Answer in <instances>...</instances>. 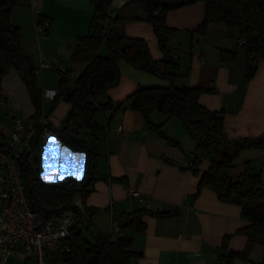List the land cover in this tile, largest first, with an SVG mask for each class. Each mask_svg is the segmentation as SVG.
<instances>
[{
    "label": "crops",
    "instance_id": "1",
    "mask_svg": "<svg viewBox=\"0 0 264 264\" xmlns=\"http://www.w3.org/2000/svg\"><path fill=\"white\" fill-rule=\"evenodd\" d=\"M127 1L112 0L109 12L117 13ZM38 3L37 17L33 14L30 0H19L11 12L12 23L22 33L23 50L31 57L35 69L41 58L54 68L58 55L55 59L42 50L36 55L32 41L37 39L38 43L43 40L45 44L63 45V54L71 63L76 39L90 33L93 15L91 0H38ZM40 14L49 22L48 30L42 34L35 29ZM204 17V1L168 11L164 24L171 29L167 44L179 64L178 79L172 82L120 60L119 83L108 90L105 100L112 107L98 111L95 117L98 134L95 137L89 130H84L79 135L88 148V143L92 141L91 149L95 152L93 171L100 177L85 199V206L95 209L90 219V228L94 233L113 234L117 229L113 226V217L138 209L173 214L165 218L147 214L142 217L145 222L143 231H119L117 235L124 233L133 238L131 250L140 254L133 258L137 264H221L220 255L243 251L247 246V236L239 232L249 223L242 217L241 207L219 200L215 192L206 187L197 194L199 176L184 169L191 162L195 144L192 139V142L188 140L189 136L179 120H166L160 113L154 115V122L151 117L154 125H160L159 130L165 134V139L147 126L142 114L132 109L131 101L127 99L140 86H203L207 91L200 95L199 102L209 110L223 112L228 138L264 137V60L258 63L255 74L247 81L246 52L245 47L238 44V32L229 31L224 23L214 22L207 26L205 35H199L197 29ZM124 32L128 37L145 39L154 59L163 57L151 23L128 22L124 24ZM222 51L234 53L236 57L222 60ZM65 68L71 71L70 76L67 75L68 81L83 69L74 65ZM45 69L37 74L40 76L39 88L59 89L61 75L58 74L55 79H44L47 75ZM0 94L9 100L8 107H0L1 142L11 134L13 114L29 123L35 114V106L13 67L1 80ZM42 109L48 123L61 129L72 106L66 99L60 98L55 102L43 101ZM170 123L172 128L169 130ZM118 126H122L121 132L117 131ZM90 137L92 140H89ZM168 139L178 144H170ZM50 144L54 146L55 155L52 150L49 151L48 175L44 178L45 149ZM65 148L76 157L84 154L79 179L84 177L87 155L72 150L52 133L43 137L37 151V176L41 181L58 184L77 179L76 175L63 173L78 167V159L69 157L67 168L60 167L65 164ZM233 162L238 166L249 162L264 181V148L242 150ZM208 166L209 163L204 162L200 167L201 173ZM262 261L264 246L255 244L249 249L247 257L235 258L232 264H262Z\"/></svg>",
    "mask_w": 264,
    "mask_h": 264
},
{
    "label": "trees",
    "instance_id": "2",
    "mask_svg": "<svg viewBox=\"0 0 264 264\" xmlns=\"http://www.w3.org/2000/svg\"><path fill=\"white\" fill-rule=\"evenodd\" d=\"M205 2V17L197 33L205 35L210 23H224L229 31L236 30L238 39L244 40L247 58L246 80L255 74L258 63L264 60V0H129L123 4L116 16L111 18L109 6L112 0H91L93 15L90 33L79 36L73 47L71 63L82 66L78 76L68 81L71 71L61 75L59 93L54 100L66 99L72 109L61 129L49 124L53 134L74 151L87 155V170L81 179H68L58 184H48L37 176L39 157L37 151L43 139L42 126H38L28 150L20 156V167L26 196L31 208L40 216L56 218L64 211L73 209V199L79 195L85 199L93 190L100 177L95 175V152L88 148L86 141L79 138L84 130L91 135L99 132L95 121L98 111L112 106L107 92L117 86L121 73L119 61L124 60L134 68L175 82L179 77V64L172 55L167 41L171 29L164 24L165 14L180 7ZM19 0H0V85L10 67L15 68L24 82L35 106L32 120L38 119L43 112L42 90L39 88L35 66L31 57L22 47L20 28L11 21L12 9ZM46 20L38 16L40 24ZM134 21H147L153 25L158 45L163 57L154 59L145 39L128 37L124 24ZM48 30L46 27L45 32ZM102 49L106 54H102ZM236 55L222 51L221 59H234ZM70 79V78H69ZM72 83V84H71ZM72 85V86H71ZM71 88V90H70ZM67 89V92L64 91ZM207 91L203 86L194 87H145L140 86L127 97L132 109L139 111L147 126L166 139L160 125L152 123V114L157 112L166 120L177 118L187 135L194 141L191 162L184 168L199 176L197 194L202 188L215 192L218 199L241 207V215L249 223L239 230L247 236V246L243 251L220 255L221 264H232L235 258H245L255 244L264 246V181L261 174L249 162L242 166L233 160L239 152L252 148H264L262 138L230 139L225 134L223 112L212 111L199 102V97ZM98 106V107H97ZM120 106V105H118ZM168 142L178 143L172 139ZM209 166L201 173V165ZM85 209L92 215L95 209ZM171 217L169 212L138 209L132 213L113 217L117 222L116 232L125 230L143 231L144 215ZM86 226V228H85ZM91 222L82 226L75 225L67 238L69 250L57 256L68 264H137L133 258L140 256L131 250V236L92 233V239L85 237ZM264 264V261H262Z\"/></svg>",
    "mask_w": 264,
    "mask_h": 264
},
{
    "label": "built area",
    "instance_id": "3",
    "mask_svg": "<svg viewBox=\"0 0 264 264\" xmlns=\"http://www.w3.org/2000/svg\"><path fill=\"white\" fill-rule=\"evenodd\" d=\"M30 4L33 11L38 13L36 0H30ZM109 15L114 18L116 12L112 11ZM48 25V20L42 24L37 20L36 32L44 33ZM243 43L244 40H238V44ZM49 66L50 62L41 58L35 73L39 74ZM57 70L60 75L67 72L64 65H60ZM64 91L67 92V89ZM58 93V88L42 89V102L54 101ZM8 106L9 100L0 94V107ZM13 118L9 138L0 142V264H7L11 254L18 248L23 253V264H68L58 260L57 256L69 250L67 238L72 228L75 225H86L92 215L85 209L79 195L73 199V209L64 211L56 218L46 219L31 208L22 178L20 156L28 150L38 126H42L43 137H49L53 132L44 112L29 123L14 114ZM117 131L121 132L122 126H118ZM132 194L137 195L136 192ZM113 226L117 227L116 221H113Z\"/></svg>",
    "mask_w": 264,
    "mask_h": 264
},
{
    "label": "rangeland",
    "instance_id": "4",
    "mask_svg": "<svg viewBox=\"0 0 264 264\" xmlns=\"http://www.w3.org/2000/svg\"><path fill=\"white\" fill-rule=\"evenodd\" d=\"M31 5V4H30ZM40 7V4L38 3V0H36V6H35V8L36 9H40L39 8ZM32 8V7H31ZM33 10V9H32ZM33 14L35 15V17H37V13H35L34 11H33ZM32 46L34 47V48H36V55H38V52H39V50H42L44 53H45V55H53V57L56 59V57H57V55H58V62H55L54 63V68L56 69V68H58V66L61 64V65H64L65 67L66 66H71V65H73V64H71L70 62H69V60H68V58H67V56H65V54H63V51H64V47H63V45H55V44H45V42L43 41V40H41L40 41V43H38V40L37 39H35V40H33L32 41ZM58 47V48H57ZM41 48V49H40ZM57 53V54H56ZM102 54H106V50L105 49H102ZM66 57V58H65ZM53 68V66H49V67H47L46 69H45V71L47 72V75L45 76L46 78H44V79H55V78H57L58 77V74H59V72H57L58 70H55ZM37 79H38V81H40V76H37ZM156 114H158L157 112H155V113H153L152 114V120H153V118H154V115H156ZM156 121V120H155ZM153 122H154V120H153ZM172 122V121H171ZM169 130L172 128L171 127V123H170V125H169V127H167ZM166 128V129H167ZM163 130L162 131H165V128H162ZM167 129V130H168ZM91 138V137H90ZM89 140H92V138L91 139H89ZM188 140L190 141V142H192L191 141V138L190 137H188ZM88 145H89V147L90 148H92V141H90V143H88ZM92 233H93V230H92V228H90V230L89 231H86V230H84V232H83V234L85 235V237H87V238H89V239H92ZM7 264H23V253H22V251H21V249H17V250H15L12 254H11V256L9 257V259H8V263Z\"/></svg>",
    "mask_w": 264,
    "mask_h": 264
},
{
    "label": "snow or ice",
    "instance_id": "5",
    "mask_svg": "<svg viewBox=\"0 0 264 264\" xmlns=\"http://www.w3.org/2000/svg\"><path fill=\"white\" fill-rule=\"evenodd\" d=\"M52 150L53 154L55 155V151H54V146H52L50 144L49 148L45 149V155H44V160H45V174H44V178L47 177L48 175V163H49V151ZM64 154H65V164L60 165V167L62 169L67 168V160L69 157H71L73 160H77L79 161V166L74 168L73 171H67L66 175H76L77 179H79V173H81L83 171V157L81 155H79L78 157L74 156L72 153L69 152L68 149H64Z\"/></svg>",
    "mask_w": 264,
    "mask_h": 264
},
{
    "label": "water",
    "instance_id": "6",
    "mask_svg": "<svg viewBox=\"0 0 264 264\" xmlns=\"http://www.w3.org/2000/svg\"><path fill=\"white\" fill-rule=\"evenodd\" d=\"M85 228H86V226H85ZM117 238H118L117 233L116 232H113V234H112V241H116Z\"/></svg>",
    "mask_w": 264,
    "mask_h": 264
},
{
    "label": "clouds",
    "instance_id": "7",
    "mask_svg": "<svg viewBox=\"0 0 264 264\" xmlns=\"http://www.w3.org/2000/svg\"><path fill=\"white\" fill-rule=\"evenodd\" d=\"M80 155L83 157V163H84V158H85V157H84V154H80Z\"/></svg>",
    "mask_w": 264,
    "mask_h": 264
}]
</instances>
